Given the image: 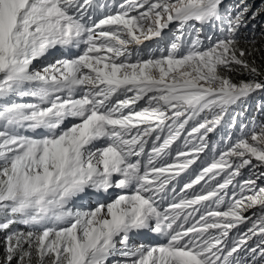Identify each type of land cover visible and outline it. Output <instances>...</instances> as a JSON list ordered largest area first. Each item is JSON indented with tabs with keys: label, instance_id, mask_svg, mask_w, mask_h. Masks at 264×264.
Here are the masks:
<instances>
[{
	"label": "snow or ice",
	"instance_id": "1",
	"mask_svg": "<svg viewBox=\"0 0 264 264\" xmlns=\"http://www.w3.org/2000/svg\"><path fill=\"white\" fill-rule=\"evenodd\" d=\"M257 23L264 0H0V264H264V122L234 111L264 92Z\"/></svg>",
	"mask_w": 264,
	"mask_h": 264
},
{
	"label": "trees",
	"instance_id": "2",
	"mask_svg": "<svg viewBox=\"0 0 264 264\" xmlns=\"http://www.w3.org/2000/svg\"><path fill=\"white\" fill-rule=\"evenodd\" d=\"M104 2H107L106 0H104ZM239 0H227V4L231 5V4H235L238 3ZM251 2V0H250ZM261 0H255V4L256 6H259ZM244 37H249L252 38L254 37L257 41H259L260 43H264V41H261V25L259 23H257L255 28H252L251 25L249 26L248 29H242L241 31V38L243 39ZM260 43H258V45L260 46ZM257 45V46H258ZM261 57H264V52L258 53L257 54V63L258 64H264V59H261ZM238 75V74H237ZM241 74H239L240 76ZM244 76L245 79L247 78L246 75H241ZM256 97H260V101L258 103V105L264 104V92H257L256 93ZM246 104L249 106V110L247 111V115L246 117H252V113L254 114L253 118H251L249 121L251 120H255L256 122H264L263 120V116H264V111H260L259 109H257V111L254 113V108H255V99H250L246 102ZM240 110H237V112H239ZM239 120V117H238ZM247 122V123H248ZM239 135L238 133H233V136H237ZM222 146V145H221ZM2 248H3V242H2V236H0V253H2Z\"/></svg>",
	"mask_w": 264,
	"mask_h": 264
},
{
	"label": "rangeland",
	"instance_id": "3",
	"mask_svg": "<svg viewBox=\"0 0 264 264\" xmlns=\"http://www.w3.org/2000/svg\"><path fill=\"white\" fill-rule=\"evenodd\" d=\"M106 1H107V3H109L110 5H112L113 7L118 6V4H119L120 2H122V0H106ZM102 2H104V0H102ZM225 2H226V4H227V0H225ZM166 31H167V30H166ZM257 45H258V44H257ZM145 46H152V47H154V46H155V41H149V42H146ZM257 47H260V46L258 45ZM233 76H234V79L237 80V81L240 80V79H245L244 76H241V75L239 76V74H238V75H237V74H233ZM250 99H255V108H254V110H253L254 113H255V112L257 111V109H259V105H258V103H259V101H260V97L257 98V97H256V93H255V94H253L248 100H250ZM248 100H247V101H248ZM237 110H240L239 112H242V115L239 116V120H238V122H239V121H243L244 123H247L248 120H250V119L253 118V116H254V114L252 113V117H246V115H247V111L249 110V106H248L247 104L241 105L240 107H235V106H234V111L237 112ZM246 110H247V111H246ZM228 119H230V117H226V118H225L226 121H227ZM263 120H264V116H263ZM257 123H260V122H257ZM226 131H231V130L227 128V125H226V124H224L222 127L218 128L216 132L210 134V139H211L212 143H214V144H220V147H221V148L226 147L227 141L221 143V137H223V136L225 135V132H226ZM238 134H239V133H238ZM233 137H234V136H233ZM234 138H235V137H234ZM221 145H222V146H221ZM174 147H175V146H174ZM198 163H199V162H198ZM194 167H195V166H194ZM245 173L247 174V170H245ZM83 202L86 203V204H89V205H91V206H94V205L92 204V201H90V200L85 199ZM241 227H244V226L241 225ZM141 239H143V237L137 238L138 241L141 240Z\"/></svg>",
	"mask_w": 264,
	"mask_h": 264
}]
</instances>
